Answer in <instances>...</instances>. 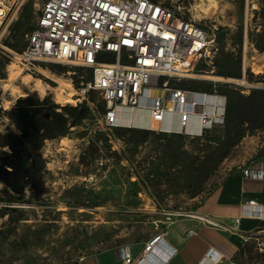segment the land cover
<instances>
[{"label": "rangeland", "instance_id": "obj_1", "mask_svg": "<svg viewBox=\"0 0 264 264\" xmlns=\"http://www.w3.org/2000/svg\"><path fill=\"white\" fill-rule=\"evenodd\" d=\"M154 1L179 6L185 18L214 30L218 52L223 48L233 74L240 48L239 72L245 70L247 87L234 83L241 77L228 76L225 67L216 66L218 52L210 68V77L221 79L216 89L232 106L221 126H228L226 152L221 148L225 128L204 156L199 137L159 138L152 132L145 142L136 143L129 135L117 137L114 129L104 131L98 93L90 92L86 99L78 95L79 76L88 80V69L49 64L32 75L14 65L7 69L9 51L23 50L38 15L34 0L18 3L0 30L7 47L0 49V264L62 263L115 248L136 257L147 241L174 219L195 211L208 194L241 171L255 152L264 155V96L255 104L246 98L251 89L264 90V51L255 48L257 43L264 47V0ZM255 10L260 14L253 19ZM25 75L41 80L45 94L23 85ZM180 83L213 85L207 79ZM60 90L64 97L73 92L74 102H57ZM37 99L64 114V106H79L85 116L80 121L69 118L63 136L44 139L39 128L44 112ZM41 160L45 166L37 168ZM263 224L231 262L222 264H264Z\"/></svg>", "mask_w": 264, "mask_h": 264}, {"label": "built area", "instance_id": "obj_2", "mask_svg": "<svg viewBox=\"0 0 264 264\" xmlns=\"http://www.w3.org/2000/svg\"><path fill=\"white\" fill-rule=\"evenodd\" d=\"M24 1L0 0V9L5 10L0 30L13 7ZM34 6L38 11L34 26L23 50L9 51L7 69L14 65L30 75L49 64L90 70L88 80L79 76L77 91L82 99L98 93L104 105L100 119L104 131L142 128L155 134L200 137L223 125L226 97L217 93L215 81L210 91L180 83L205 80L213 73L218 44L214 30L185 18L179 6L153 0H34ZM0 49L7 50L2 34ZM246 78L243 69L234 83L247 87ZM213 96L219 101H208ZM137 111L144 115L143 125L133 122ZM242 174L262 178L259 169H245ZM245 207L253 218L264 212L254 200ZM164 245L158 234L136 257L118 248L116 264H149V256L165 251Z\"/></svg>", "mask_w": 264, "mask_h": 264}, {"label": "crops", "instance_id": "obj_3", "mask_svg": "<svg viewBox=\"0 0 264 264\" xmlns=\"http://www.w3.org/2000/svg\"><path fill=\"white\" fill-rule=\"evenodd\" d=\"M110 60L112 56H107ZM57 110V109H56ZM263 152H264V148ZM245 169L260 170L262 178H245ZM254 200L264 208V155L254 154L246 165L208 194L192 213L174 219L164 232L165 251H157L149 264H222L231 262L259 230L263 219L246 214L245 203ZM237 219V221L235 220ZM115 248L53 264H116ZM142 250V248H141ZM141 250H139L140 254ZM171 253V255H169Z\"/></svg>", "mask_w": 264, "mask_h": 264}, {"label": "trees", "instance_id": "obj_4", "mask_svg": "<svg viewBox=\"0 0 264 264\" xmlns=\"http://www.w3.org/2000/svg\"><path fill=\"white\" fill-rule=\"evenodd\" d=\"M253 14H254L253 19H256L257 16H259L260 12L255 10L253 12ZM237 30H239V34H241L242 29L240 28ZM262 30H264V28H262ZM227 32H228V30H226L225 34H227ZM220 38H221V36H219L217 39L220 41ZM216 42H217V40H216ZM238 43L241 44V38H239ZM255 48L257 50H259L260 52L264 51V47L260 46L258 43L255 44ZM218 53L219 54H217L216 59L214 61L216 66H220L222 68L225 67V70L228 71L227 72L228 76L233 75L235 77H241V73L239 72L240 48L237 50V55L235 57L234 66H233V68H236V71H237L236 74H233L232 72H230V70H228V61H225L224 55H222L223 48H220V51ZM220 55H221V57H220ZM182 87L190 88L192 90H197V91H210L211 90V87H205L204 85H199L197 87H190V86H184L182 84ZM217 93H219L218 90H217ZM219 94L222 95L221 93H219ZM223 96H225V95H223ZM263 96H264V90L251 89L246 98L251 104H255L256 102H258V100L262 99ZM35 103L37 104V106L42 107V109H43L42 112H44L43 115L39 119V128L42 131V137L44 139L52 140L58 136H63L66 133L69 118H73L76 121H80L85 116L84 112L79 113V109H80L79 106L70 107V108L64 106L62 108L63 111L65 112V114H64V113L58 112L56 110L57 107L54 105L48 104L47 100H45V99H43V100L37 99V100H35ZM231 110H232V106H231L230 102H228L227 105H225V119H226V116H228L231 113ZM225 119H224V122H225ZM223 126H224V123H223ZM227 127L228 126H225L224 127L225 129L221 128V127H215L213 129H211L210 131H207L203 136H200L198 138L199 142L201 143V146L199 148V153H202L204 156L205 153L207 152V150L209 149L210 141L211 140L219 141L221 139L220 137H221V133H222L223 129L225 131V133H224L225 137L224 138H227V139L225 140V142L223 141V143H221V148H222V146H224L223 148L225 149L224 151L226 152V149L228 148V145H229L228 144V136H226V135H228V128ZM113 131L117 137H124L126 135H129L128 138L130 140L135 141L136 143L137 142H145L148 139V137L150 136V134H152V132H149L148 130L136 131L135 129H132V128L114 129ZM157 135L159 138L162 137V136H159L160 134H157ZM172 135H175V136L180 137V138L183 136V135H179V134H172ZM222 155H223V153H222ZM35 166H37V168H43L45 166V162L43 160H41L40 162H38V164L35 163ZM200 192H201V190L200 191L198 190L197 194H199Z\"/></svg>", "mask_w": 264, "mask_h": 264}, {"label": "bare ground", "instance_id": "obj_5", "mask_svg": "<svg viewBox=\"0 0 264 264\" xmlns=\"http://www.w3.org/2000/svg\"><path fill=\"white\" fill-rule=\"evenodd\" d=\"M4 13H5V10L4 9H0V16H2ZM10 77H11V79L13 78L11 75H10ZM206 79L207 80H212V81H215V82L221 80L219 77L213 76V75L211 77L208 76ZM22 83L25 86H31L32 89L34 91L38 92L40 95H44L45 94V91L47 89V86L44 85L41 82V80H39V79H32L30 75H25L23 77V79H22ZM61 90L58 91V94L56 95L57 102L73 103L74 102L73 99H72L73 92L68 93L67 96L64 97V96L61 95V93H62ZM207 98H208V101H212L213 99L215 101H217V102L219 101V99H217L214 96L213 97H207ZM133 119H134L133 122H134L135 125H143V123L145 121L144 115L141 112H139V111L135 112ZM246 214H248V216H251V214L249 212H246ZM258 216H259L260 219H263L264 220V212L261 213V214H259ZM150 256H149V258H150ZM153 257L154 256L152 255V258Z\"/></svg>", "mask_w": 264, "mask_h": 264}]
</instances>
